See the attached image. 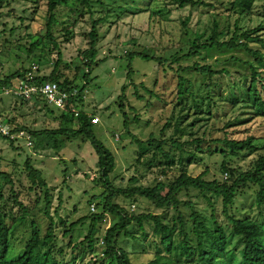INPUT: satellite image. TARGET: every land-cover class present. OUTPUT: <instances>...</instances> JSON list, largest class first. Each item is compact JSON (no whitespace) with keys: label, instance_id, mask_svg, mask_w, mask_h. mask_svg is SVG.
I'll list each match as a JSON object with an SVG mask.
<instances>
[{"label":"rangeland","instance_id":"1","mask_svg":"<svg viewBox=\"0 0 264 264\" xmlns=\"http://www.w3.org/2000/svg\"><path fill=\"white\" fill-rule=\"evenodd\" d=\"M93 1V15L88 13L80 21L74 29L73 40L67 42L64 32L57 33L56 38L62 52L61 74L66 75L74 86L86 87L84 103L74 112L95 117L96 138L115 156L116 170L111 175L113 186L125 189L134 177L138 179V185L143 186L173 183L186 166L194 178L206 173L207 181L219 182L230 181V170L249 171L264 155V118L256 115L246 96L251 71L245 63L252 61L251 58L242 51L218 50L178 64L173 63V58L187 54L195 43L209 41L216 26L221 42L233 37L236 25L239 35L247 33L264 40V0H256L250 12L235 7L238 0H208L213 5L209 9H181L174 0ZM58 10L61 29L70 18L73 19V15L68 7ZM105 16H108L106 23L99 27L100 63L87 80L88 70L83 62V52L89 48L87 35L93 21ZM47 18L48 0H13L0 11V75H12L22 68L34 70L43 77L51 76L58 62V52L44 39ZM36 42L41 43L39 49L31 54L29 50ZM250 46L264 53L261 45L250 43ZM131 53L155 56L167 60V63L162 66L135 58L132 63L135 75L129 79L127 56ZM196 65L211 66L228 74L210 79L195 72L192 68ZM182 78L191 91L184 99L179 94ZM14 85L17 87L19 81L16 80ZM126 86L127 102L126 107H122L120 98ZM136 88L141 100L136 96ZM51 109L53 114L43 105L23 104L22 100L0 92V120L12 129L27 128L38 133L77 126L76 123L68 125L62 119L63 111ZM125 113L131 122L129 133L124 126ZM134 137L143 142L152 138L166 140L167 152H170L174 140L186 144L185 152L171 150L176 165L169 168L161 155L155 161H152L155 154L152 151L142 155L145 148L134 142ZM250 139L254 140V150L250 153L243 151L231 155L223 144L225 140L244 142ZM59 141L60 151L55 150L54 141L49 139L35 138L33 146L29 147L26 139L12 142L0 137V172L9 174L14 182V186L0 182V212L14 219L22 216L14 195L30 212L27 224L12 236L9 258L14 260L25 253L32 238L33 223L40 228L42 237L54 223V254L61 264H110L104 256V240L108 231L119 223L118 218L107 214L99 225L95 253L81 245L90 232L94 216L103 213L102 205H99L103 202L95 200L104 193L99 183V157L91 142H85L83 138L71 141L62 137ZM28 159L42 172L50 187L52 219L45 214L48 206L46 190L33 187L28 179L25 167ZM65 171L68 172L66 176ZM257 192L256 187L248 186L238 197L233 213L244 218L254 210L255 215H259ZM180 199L195 204L207 219L216 213L220 225L230 235L220 200L213 197L211 206L194 190L182 193ZM115 203L131 215L153 214L171 223L177 217L173 210L160 208L141 198L126 200L118 197ZM57 211L65 225L60 222ZM181 211L190 231L192 211L185 206ZM82 219L84 223L72 235L66 236L70 227ZM209 226L214 227L211 222ZM131 231L136 239H123L120 246L130 254L133 264L154 262L159 241L153 238L154 224L147 222L143 231L135 225ZM237 241L236 238L229 240L228 252H234ZM75 246H78L77 250H74ZM239 253L240 249L235 255Z\"/></svg>","mask_w":264,"mask_h":264},{"label":"trees","instance_id":"2","mask_svg":"<svg viewBox=\"0 0 264 264\" xmlns=\"http://www.w3.org/2000/svg\"><path fill=\"white\" fill-rule=\"evenodd\" d=\"M13 0H0V11L4 9ZM256 0H238L234 3V6L245 12H250L255 4ZM37 3V2H35ZM100 5L102 3L98 2ZM174 3L181 9L191 8H212L213 5L208 0H174ZM93 0H48V18L46 23V34L44 39L47 40L54 50L58 52V62L51 76L39 78L40 83H56L62 90L73 93L77 91V96L71 97L63 111L62 119L69 125L76 123L77 126L73 128H63L58 131H44V132H31L27 128H15L14 132H27L32 137V141L35 138L49 139L54 141L55 150L60 151L61 143L60 138H66L68 140H74L83 138V140L90 141L99 157V183L104 188V193L100 198H96V201H102L103 213L94 216L90 228V232L85 241L82 242V246L85 250L95 253L97 246V235L99 233V225L105 220V216L110 214L113 217L119 219L113 228H111L104 240L105 253L104 256L110 261V264H133L130 254L125 251L120 242L123 239H136L131 229L137 225L143 231L145 230V224H154L153 238L159 239L157 244L158 255L157 259L151 264H264V155L257 159L253 167L243 173L228 170L231 179L228 182L219 181H207L205 178L207 174H203L200 177L194 178L189 175L188 167L186 166L181 176L173 183L159 182L155 186H143L138 185V179L132 178L130 180L129 187L116 188L111 182V175L116 170V159L113 153L100 142L94 132L95 117L88 116L85 113H75L74 110L79 109L82 103H84L83 94L86 92V87L79 88L74 86V83L61 74L60 67L62 64V52L60 51V43L56 38L57 33H65L66 41L71 42L74 38V29L80 23L85 15L88 13L93 15ZM60 7H68L70 14L73 15V19L70 18L69 22L63 24V28L59 29L62 24L58 17V9ZM141 12H137L140 14ZM107 17L93 21L91 32L87 35L89 40V48L83 52V62L87 68L85 79L91 77L93 70L99 65L98 57L99 50L98 45L101 39L99 34V27L103 23H106ZM93 18V17H92ZM216 26L214 35L206 43H195L193 47L181 57L173 58V63L178 64L183 60H191L197 57H203L204 53L212 50L218 51H242L245 52L252 61L245 63L251 71L249 87L247 90V103L254 109L258 117L264 118V53L261 50L253 49L250 43H257L264 47V40L258 36H251V34L239 35V28L236 25V31L233 37L229 41L221 42L219 39L221 34L218 32ZM258 32V31H257ZM255 32V34L257 33ZM43 40V38H42ZM40 42L32 44L29 52L34 54L39 49ZM44 44V43H43ZM2 49V47H0ZM135 58H139L146 62H156L165 66L167 60L157 58L155 56L145 55L142 53H131L127 56L129 61L128 66V78L132 79L135 75L133 69V61ZM239 62V60H236ZM195 72L201 76L214 79L215 77L223 74H228L225 71H216L211 66L196 65L192 68ZM29 70H18L12 75H4L0 78L1 87H12L16 80H19ZM128 86L123 88V96L120 98L122 107H126ZM147 90V89H146ZM190 89L186 88L185 80H181L179 85V94L182 99L186 95L190 94ZM136 96L138 100L142 97L139 94V89L136 88ZM41 105L40 101L35 103L25 102ZM43 105V104H42ZM45 109L49 110L51 114L54 111L43 105ZM133 112L136 110L131 108ZM135 122L138 123V119L135 118ZM130 120L125 113V129L129 133ZM11 141V140H10ZM14 142V141H12ZM134 142L145 148L142 151V155L147 152H154L152 161L161 155L166 161L169 168L176 165V158L172 155V151L178 150L182 153L185 152L186 144H181L176 141H172V147L170 152L166 151L167 141H158L152 138L146 142L140 141L137 137H134ZM200 143V142H199ZM223 144L231 155H238L241 152H248L254 150V140L250 139L244 142H238L233 140H225ZM225 154V151H222ZM192 158L189 159V161ZM182 161V159H181ZM180 161V162H181ZM152 163V162H151ZM191 165L192 162H189ZM26 171L28 179L35 188H44L46 190V203L47 209L45 214L48 218L52 219L50 214V208L52 205L50 187L43 178L42 172L36 169L31 161L28 159L26 164ZM64 175H68L65 171ZM0 182L11 186H14L9 174L0 172ZM248 186H254L258 189L256 195V207L260 211L259 215H255L254 210L244 218L237 216L234 212L237 206V199L243 193ZM197 191L211 206L214 204V198L221 201L223 210L222 216L228 223L230 235L227 234V230L224 226L220 225L216 213H213L210 219H207L203 214L196 209V205L191 202H183L180 197L182 193L188 191ZM118 197H122L126 200H136L137 198L145 199L153 202L160 208H166L173 210L177 217L171 223L168 219H163L160 216L153 214L131 215L119 204L115 203ZM15 204L20 208L22 216L19 219H14L6 213L0 212V264H61L55 257L56 249V230L55 224L52 223L46 236L42 237L40 228L35 223L32 224V238L27 246L25 253L14 260H10L9 256L12 247V236L24 225L27 224V218L29 217V210L25 207L17 198L13 196ZM185 206L192 211L191 215V230L189 231L188 225L184 220L181 207ZM60 222L65 225V222L60 217L59 212H56ZM84 219L73 224L70 227V231L66 232V236L73 234L75 229L80 227L84 223ZM209 222L213 224V228L209 226ZM194 239H193V236ZM147 238V234H144ZM237 239V244L234 248V252H228L229 240ZM78 246L74 247L77 250ZM240 249L239 255H235ZM165 254H162V252ZM165 255H169L168 257Z\"/></svg>","mask_w":264,"mask_h":264},{"label":"built area","instance_id":"3","mask_svg":"<svg viewBox=\"0 0 264 264\" xmlns=\"http://www.w3.org/2000/svg\"><path fill=\"white\" fill-rule=\"evenodd\" d=\"M41 77L38 72L29 70L18 80L19 85L17 87L15 85L9 88L1 87L0 92L6 96H12L25 102L35 103L40 101L41 105L43 104L50 108L53 107L60 110L65 109L70 98L78 94L77 91L69 93L62 90L56 83H40L38 80ZM0 137L14 142L20 138L26 139L28 146H33L31 135L24 131L15 133L14 129L4 124L2 120H0Z\"/></svg>","mask_w":264,"mask_h":264},{"label":"crops","instance_id":"4","mask_svg":"<svg viewBox=\"0 0 264 264\" xmlns=\"http://www.w3.org/2000/svg\"><path fill=\"white\" fill-rule=\"evenodd\" d=\"M0 67H1V66H0ZM21 69H22V68H21ZM0 72H1V71H0ZM1 74H2V75H0V78L4 76V75H3L4 73H1Z\"/></svg>","mask_w":264,"mask_h":264}]
</instances>
